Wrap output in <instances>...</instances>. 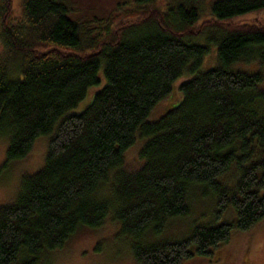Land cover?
<instances>
[{"label":"trees","instance_id":"1","mask_svg":"<svg viewBox=\"0 0 264 264\" xmlns=\"http://www.w3.org/2000/svg\"><path fill=\"white\" fill-rule=\"evenodd\" d=\"M207 3L0 0L3 165L51 136L44 165L0 205V264H41L109 221L139 264H183L264 219V68L239 67L264 64V0ZM193 186L213 191L209 221L158 242L190 213Z\"/></svg>","mask_w":264,"mask_h":264},{"label":"rangeland","instance_id":"2","mask_svg":"<svg viewBox=\"0 0 264 264\" xmlns=\"http://www.w3.org/2000/svg\"><path fill=\"white\" fill-rule=\"evenodd\" d=\"M206 1L209 3L211 0ZM19 11L15 10L16 13ZM250 18V16L246 17V19ZM212 57H209L205 65L213 64ZM253 59L255 61L240 62L239 67L251 72L257 71L261 66L264 68L262 61L258 63L256 58ZM182 81L184 79L177 82L176 88ZM262 87L264 88V79ZM91 98L92 94H89L76 110H83ZM182 98L181 90L175 89L166 108L175 106ZM50 138L51 136L47 135L38 137L30 154L25 159L4 166L9 139L0 137V205L12 202L16 198L23 175L35 172L44 165ZM135 155L136 150H133L129 158L131 159ZM230 177H225L223 181L227 182ZM211 192L213 191L207 190L206 194L209 195L206 198L203 188L190 187L188 196L191 206L190 213L184 217L169 219L165 231L156 240L161 242L164 239L180 238L190 234L196 224L208 222L210 211L215 210V201ZM260 192L264 193V187L260 189ZM233 219V211L228 210V215H224L221 221H232ZM129 248H131V239L122 234L116 223L109 221L97 229L80 228L63 247L49 252L41 264H139ZM244 259H246V263ZM183 264H264V219L248 231L233 229L232 238L228 243L216 248L211 253L197 255Z\"/></svg>","mask_w":264,"mask_h":264}]
</instances>
